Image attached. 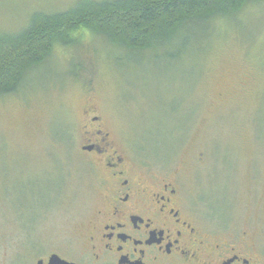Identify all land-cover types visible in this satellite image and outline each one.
Segmentation results:
<instances>
[{
  "label": "rangeland",
  "instance_id": "374dc122",
  "mask_svg": "<svg viewBox=\"0 0 264 264\" xmlns=\"http://www.w3.org/2000/svg\"><path fill=\"white\" fill-rule=\"evenodd\" d=\"M76 1L0 0V31ZM214 30L209 52L190 43L166 65L82 32L81 52L59 49L20 96L0 100V264H36L83 241L106 195L81 153L95 115L137 167L175 174L204 224L264 240V0Z\"/></svg>",
  "mask_w": 264,
  "mask_h": 264
},
{
  "label": "flooded vegetation",
  "instance_id": "af4514ba",
  "mask_svg": "<svg viewBox=\"0 0 264 264\" xmlns=\"http://www.w3.org/2000/svg\"><path fill=\"white\" fill-rule=\"evenodd\" d=\"M83 130L81 153L104 175L106 195L79 245L48 253L36 264H50L55 255L69 264H264L258 233L225 237L222 225L209 227L199 219L175 174L137 167L99 116Z\"/></svg>",
  "mask_w": 264,
  "mask_h": 264
},
{
  "label": "trees",
  "instance_id": "16d2710c",
  "mask_svg": "<svg viewBox=\"0 0 264 264\" xmlns=\"http://www.w3.org/2000/svg\"><path fill=\"white\" fill-rule=\"evenodd\" d=\"M257 1L78 0L62 12L37 11L21 30L0 31V100L20 96L26 80L52 64L59 49H82L77 39L82 32L100 37L131 61L153 54L155 64L166 65L178 60L190 43L208 51L220 18L242 13ZM70 74L78 81L90 73Z\"/></svg>",
  "mask_w": 264,
  "mask_h": 264
},
{
  "label": "water",
  "instance_id": "95a60500",
  "mask_svg": "<svg viewBox=\"0 0 264 264\" xmlns=\"http://www.w3.org/2000/svg\"><path fill=\"white\" fill-rule=\"evenodd\" d=\"M50 264H69V263L63 261L60 257L55 255L51 258Z\"/></svg>",
  "mask_w": 264,
  "mask_h": 264
}]
</instances>
